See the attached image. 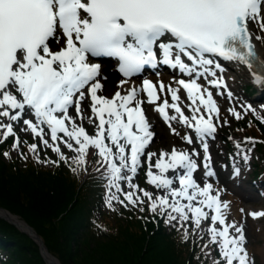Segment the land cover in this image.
I'll use <instances>...</instances> for the list:
<instances>
[{
	"label": "snow or ice",
	"instance_id": "6c2138e0",
	"mask_svg": "<svg viewBox=\"0 0 264 264\" xmlns=\"http://www.w3.org/2000/svg\"><path fill=\"white\" fill-rule=\"evenodd\" d=\"M254 41L264 45V0H0V143L13 137L12 151H19L21 141L15 127L22 124L21 131L39 138V145L56 153L74 173L87 171L91 150L109 207L113 201L138 207L147 199L151 213L166 225L184 229V240L189 235L186 222L191 220L195 232L210 221L208 243L218 251L213 264H254L243 228L226 222L229 204L221 199L223 190L211 182L217 178L208 143L215 139L216 125L227 124L220 122L209 90L216 89L217 95L227 91L223 76L227 69L220 61L246 70L250 83L264 87V59ZM52 43L58 45L56 50ZM105 57L118 62L124 78L120 85L146 68L160 66L182 78L174 79L177 88L161 81L158 90L156 84L143 79L141 86L116 91L108 98L98 94L103 89L101 65L93 62ZM201 79L206 83H199ZM180 89L191 102L190 116L178 104ZM158 91L167 92L172 103L165 99L157 104ZM142 94L148 104L156 105L154 111L172 134L180 135L172 122L191 130L181 139L193 145L194 135L202 159L195 147L191 151L173 147L158 156L146 151L155 133L142 107ZM227 96L231 101L230 91ZM89 98L91 116L84 107ZM241 107L254 111L250 105ZM73 108L75 116L70 114ZM169 108L173 115L168 114ZM229 112L241 118L234 108ZM85 119L94 126V134L86 131ZM254 143L246 137L234 145L230 179L238 181L242 171L250 170L251 149L243 145ZM60 145L73 153L71 159ZM27 147L39 161L38 144ZM3 155L10 158L9 152ZM153 157H157L154 163ZM21 158H25L23 153ZM144 158L146 183L155 194L133 183ZM201 167L202 186L194 175ZM250 215L262 217L264 212Z\"/></svg>",
	"mask_w": 264,
	"mask_h": 264
},
{
	"label": "trees",
	"instance_id": "16d2710c",
	"mask_svg": "<svg viewBox=\"0 0 264 264\" xmlns=\"http://www.w3.org/2000/svg\"><path fill=\"white\" fill-rule=\"evenodd\" d=\"M81 201L82 196L76 193L74 183L65 174L36 173L32 169L13 171L0 160V209L20 218L42 238L45 249L60 264L70 263L67 250L61 246L67 239L86 255L110 252L112 257L113 252L118 251L128 257L129 251L145 256L146 264H186L163 234L147 236L137 224L138 233L119 226L113 239L90 238L85 226L86 208ZM0 235L10 244L9 264H45L38 245L1 218ZM81 238L90 240L93 246L81 243ZM0 245H3L2 240Z\"/></svg>",
	"mask_w": 264,
	"mask_h": 264
},
{
	"label": "rangeland",
	"instance_id": "374dc122",
	"mask_svg": "<svg viewBox=\"0 0 264 264\" xmlns=\"http://www.w3.org/2000/svg\"><path fill=\"white\" fill-rule=\"evenodd\" d=\"M223 122V121H222ZM264 125V121H262ZM227 126L223 128V132H225V136L231 137V140L235 142H243L245 137L244 136H254L256 135L257 137H263V135L260 132H257L255 130V125L251 127L244 126V128H241L239 125L234 124L233 121L227 122V124L223 125ZM264 139V137H263ZM225 140V138H224ZM255 141V140H254ZM178 143L170 141V143H163L160 142L159 145L161 147H167V148H173L177 147ZM255 144V143H254ZM157 146V145H154ZM262 146V145H261ZM261 146L258 147V149H253L254 145L249 144L246 148H250V160H254V162L257 165H260L264 163V154L262 153V148ZM213 152H214V158L216 161L219 163H223L222 160L219 159V154L224 153L229 147H231V144L229 143H224L223 139L220 138L216 140V142L213 144ZM255 148V147H254ZM259 149L262 151H259ZM225 169H223L224 171ZM256 196V195H255ZM257 197V196H256ZM224 200L227 201V196L223 197ZM260 199L262 203L260 202H247L246 205L243 204L244 206L247 207V209L244 211V213H239V215L235 216V220L238 221V223H241L242 227H244L246 237L248 239V248L250 252L253 254V258L256 260V263L258 264H264V216L260 218H253L251 213H255L256 211L260 210L261 212H264V199ZM14 216V215H12ZM17 217V216H15ZM16 221H18L17 218H15ZM20 219V218H19ZM21 220V219H20ZM22 221V220H21ZM18 223H21L18 221ZM66 227V226H64ZM198 230V229H197ZM195 230V231H197ZM24 231L27 232V229ZM146 235H151V233H154L153 230H148L145 232ZM67 235V234H65ZM64 235V237H65ZM42 239V238H41ZM43 241V240H42ZM81 243H84L88 246H93L92 243H90V240L88 239H80ZM52 245L55 246V243L52 241ZM62 249L67 250L66 256L70 258V263L69 264H146L147 258L143 255H138V254H130L128 251V257L123 253V252H118L114 251L113 256H110V252H96L90 255H86L85 253H81L78 250H76L72 240L67 239L66 242H62L61 244ZM81 248V246H80ZM138 250V249H137ZM141 250V249H140ZM48 252V251H47ZM139 253V252H138ZM50 254V253H49ZM52 256V255H51Z\"/></svg>",
	"mask_w": 264,
	"mask_h": 264
},
{
	"label": "water",
	"instance_id": "95a60500",
	"mask_svg": "<svg viewBox=\"0 0 264 264\" xmlns=\"http://www.w3.org/2000/svg\"><path fill=\"white\" fill-rule=\"evenodd\" d=\"M0 218H4V219L7 220L8 222H10V223L16 225L17 227H19L21 230H24V228L27 229L23 224H18V223H16V222H14V221L12 220L13 217L10 216L8 213H6V212L3 211V210H0ZM23 226H24V227H23ZM27 232H28V234L30 235V237H31L33 240H35L36 243L39 245L40 252H41V254H42V256H43L45 262H46L47 264H59V263H58L53 257H51V256L47 253V251H46V249L44 248V246H43L41 240H40L39 238H37L36 236H34V234L31 232L30 229H27Z\"/></svg>",
	"mask_w": 264,
	"mask_h": 264
},
{
	"label": "bare ground",
	"instance_id": "6f19581e",
	"mask_svg": "<svg viewBox=\"0 0 264 264\" xmlns=\"http://www.w3.org/2000/svg\"><path fill=\"white\" fill-rule=\"evenodd\" d=\"M253 27L255 28V25H253ZM58 47V45H56V48ZM259 48H260V53L262 54V56L264 57V46H262L260 43H259ZM54 50H56V49H54ZM262 89L264 90V87H262ZM256 98H258V97H256ZM222 103L221 102H219V106L221 105ZM162 133H163V131H161ZM164 137L166 138V135L164 134ZM243 189H245V187H243ZM251 200V202H260V203H262L263 204V202L260 200V199H258V197H253L252 199H250ZM14 222H16V219H12ZM17 223V222H16ZM18 224H20V223H18Z\"/></svg>",
	"mask_w": 264,
	"mask_h": 264
}]
</instances>
